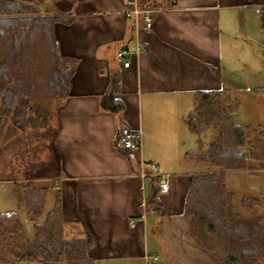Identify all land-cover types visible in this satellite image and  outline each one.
<instances>
[{
	"label": "crops",
	"instance_id": "0c3cea01",
	"mask_svg": "<svg viewBox=\"0 0 264 264\" xmlns=\"http://www.w3.org/2000/svg\"><path fill=\"white\" fill-rule=\"evenodd\" d=\"M139 2L153 10V25L145 27L140 16L137 37L146 51L126 69L116 52L136 46L128 0H47L40 6L46 16L72 18L54 31L59 56L75 71L67 97L55 105L50 155L36 158L38 176L30 180L36 186L45 181L49 196L55 193L53 205L61 196L64 218L85 233L95 264H150L154 256L161 264H221L185 215L192 178L208 173L187 157L199 142L185 124L197 93L222 90L235 98L222 74L231 69L235 46L264 53V0ZM116 67L126 107L121 114L99 104ZM255 71L248 72L254 82H264ZM122 127L141 135V150L119 148ZM141 163L168 175V192L142 176ZM153 197L160 211L148 209Z\"/></svg>",
	"mask_w": 264,
	"mask_h": 264
},
{
	"label": "trees",
	"instance_id": "16d2710c",
	"mask_svg": "<svg viewBox=\"0 0 264 264\" xmlns=\"http://www.w3.org/2000/svg\"><path fill=\"white\" fill-rule=\"evenodd\" d=\"M46 1L0 0L1 140L37 128L38 121L48 124L51 112L38 101L64 99L68 95L69 79L75 70L70 61L59 56L54 29L56 23L68 24L72 18L43 15L40 6ZM30 67H36V72L32 73ZM121 77V69L116 67L99 103L105 112L121 114L126 109L119 99ZM194 103V111L185 125L198 138L199 147L187 157L213 170L192 178L185 199V215L193 221L206 250L223 264L253 263L256 255L262 260L264 251L256 249L252 257L244 248L248 235L261 227L259 224L251 227V222L257 219L234 215L233 196L225 186V173L245 169L249 159L258 160L259 153L264 157V126L258 127L257 140L252 143V127L235 121L240 101L231 98L227 91L199 92ZM212 127H217L218 133L204 150L205 134ZM25 182L17 186L25 192L23 199L34 236L25 235L17 213L0 215V264H95L87 255L85 233L78 223L64 218L61 196H57L54 207L47 212L50 189ZM155 200L153 197L148 201V209L160 211ZM250 201L245 199L243 203ZM213 242L221 247L212 245ZM236 243L239 251H233Z\"/></svg>",
	"mask_w": 264,
	"mask_h": 264
},
{
	"label": "rangeland",
	"instance_id": "374dc122",
	"mask_svg": "<svg viewBox=\"0 0 264 264\" xmlns=\"http://www.w3.org/2000/svg\"><path fill=\"white\" fill-rule=\"evenodd\" d=\"M41 13L44 12L41 11ZM240 26L241 25L239 24V27ZM235 38L238 39V41H241L240 37L236 36ZM260 47H262V45ZM245 54L250 55V58H245L243 56ZM35 68L36 67H30L29 69L32 73H35ZM230 68V70L224 69L222 74L226 76L225 79L230 82L229 86L235 90L234 92L236 94L234 95V99H238L240 101L241 107L239 113L235 116V121L238 124L252 127L254 133L252 134L251 142L253 143L258 137V135H256L258 127L264 126V82H254L257 81V78L251 76L248 72L256 70L255 72L258 74L257 76L260 74L259 79H264V53L255 48H248L244 51L242 46H235L234 58L230 62ZM250 87L260 89V91H250ZM60 102H62V99H52L51 101L45 99L39 100L38 104L42 105V107L51 112L52 117L49 118L48 124H43V121H38L37 128H30L23 132H17L15 137L9 136L6 139H0V215L5 213H17L19 215V220L24 226L25 235L28 238H32L34 236L33 224L30 219H28V209L25 207L26 205L23 199V193L25 192H23V189L17 186V184H27L25 181H31L30 179L33 180L36 174L35 168L37 169L39 167L34 165L36 158L44 160L48 155H50L51 143L49 142H51L54 138V134L56 133L55 130L57 128L56 122L54 121V109L55 105ZM217 133V127H212L207 131L203 142L204 150L210 147ZM263 159V154L259 153L258 160L254 161L249 159L246 163L245 169L225 173V186L233 196L232 205L234 208V215L236 213L244 219H257L255 222H251V227L258 224L261 227L260 231L255 230L253 233L248 235V240L251 244H248L250 243L248 241V248L244 247L247 252L252 253V257H254L253 255L256 249L264 251ZM200 164L204 165L203 163ZM209 167V165H204L203 169L207 171L213 170ZM36 176L38 175L36 174ZM44 182L45 181L37 183V187L47 186ZM54 195L55 193H50L46 206L47 212L52 209V205L54 204ZM245 199L252 201L244 205L243 200ZM193 227L195 232V225H193ZM195 236H197V238L200 237V235L196 232ZM213 244L216 247L219 245L214 242L212 245ZM238 245L239 244L233 247V251H239V249H241ZM220 247L221 246L218 248ZM258 257L259 255L255 256L257 259L253 263L245 262L241 264H264V259L261 260ZM218 262H220V260H218ZM220 263L223 264L222 262Z\"/></svg>",
	"mask_w": 264,
	"mask_h": 264
},
{
	"label": "built area",
	"instance_id": "2783aa9c",
	"mask_svg": "<svg viewBox=\"0 0 264 264\" xmlns=\"http://www.w3.org/2000/svg\"><path fill=\"white\" fill-rule=\"evenodd\" d=\"M128 3L131 4V9L128 11L127 15L128 19L133 22L135 28V36L138 35V25L140 16H144L145 27L151 29L153 25V10L143 9L141 8L140 2L138 0H128ZM136 40V46L133 51L130 50H121L116 52V61L119 66L123 68H129L132 64L133 59H139L143 53L146 51V46L141 40ZM141 135L138 132H134L132 129L128 127H122L121 130V138L119 141V148L124 150H141L142 148V140ZM143 168L142 176L143 177H153L158 180V188L162 192L169 191V183H168V175H165L159 171V168L155 164H140ZM147 169V170H145ZM150 264H161L160 258L158 256H154L152 259V263Z\"/></svg>",
	"mask_w": 264,
	"mask_h": 264
}]
</instances>
